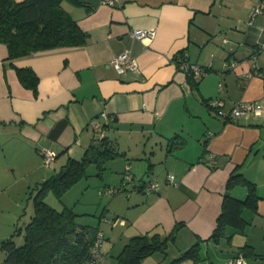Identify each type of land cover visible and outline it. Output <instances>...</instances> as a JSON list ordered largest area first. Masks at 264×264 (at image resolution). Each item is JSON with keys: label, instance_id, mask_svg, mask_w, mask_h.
Returning <instances> with one entry per match:
<instances>
[{"label": "crops", "instance_id": "0c3cea01", "mask_svg": "<svg viewBox=\"0 0 264 264\" xmlns=\"http://www.w3.org/2000/svg\"><path fill=\"white\" fill-rule=\"evenodd\" d=\"M258 1L121 0L111 6L100 0L93 7L63 0V9L88 33L84 45L9 60L0 42V179L42 167L43 147L57 153L54 169L68 157L80 158L96 136L91 122L97 119L124 152L136 184L144 173L158 181L156 192L136 190L129 199L147 208L137 233L155 225L167 233L180 222L178 234L206 239L216 226L227 179L237 170L256 185L257 211L246 213L250 224L229 244L222 239L202 242L201 248L225 251L224 264L232 249L248 244L256 255L240 253L245 264H264V49L252 58L264 44V11L248 22ZM149 27L156 28L150 42L131 35L133 28ZM125 50L136 58L139 73H119L111 64ZM182 50L207 72L193 79L179 69L175 55ZM254 61L259 74L246 77ZM20 67L37 76L35 91L20 81ZM215 97L224 109L242 100L256 102L262 112L221 119L206 102ZM177 133L184 144L169 148ZM211 155L213 162H206ZM229 192L244 197L246 188L236 185Z\"/></svg>", "mask_w": 264, "mask_h": 264}, {"label": "trees", "instance_id": "16d2710c", "mask_svg": "<svg viewBox=\"0 0 264 264\" xmlns=\"http://www.w3.org/2000/svg\"><path fill=\"white\" fill-rule=\"evenodd\" d=\"M62 1L0 0V42L7 46L9 60L40 50L60 46L77 47L86 43L88 33L63 9ZM261 49H264V44L257 47V51L252 54V58L255 55L253 59ZM182 53L183 50L175 56ZM16 69L22 84L35 91L38 78L33 70L29 67ZM168 144L169 148H175L183 145L184 139L177 133L168 140ZM122 155L124 152L119 151L103 131L101 137H92L80 158L68 157L56 172L38 182L34 186L33 214L24 227L23 242L16 245L12 236L2 241L1 246L6 255L0 264H83L88 259L90 248L100 230L97 227L76 224V213L71 208L57 210L46 203L44 196L48 191L61 196L72 184L86 175L88 164L95 163L101 173L106 161ZM141 179L145 181L142 177ZM236 185L246 188L244 198L235 197L229 192L230 188ZM142 186V183H135L132 185V192L143 191ZM258 198L255 183L241 172L232 171L226 182L221 211L211 235L195 241L178 259L197 260L201 258L199 249L202 242L211 241L218 244L224 239L229 244L232 235L244 233L251 222L246 213H256ZM182 224L176 223L165 237H162L159 230L131 236L117 254V263L140 264L143 258L155 251H164L167 239L174 238ZM17 230L20 231V228ZM232 250L233 256L240 253L244 256L256 255L248 244Z\"/></svg>", "mask_w": 264, "mask_h": 264}, {"label": "rangeland", "instance_id": "374dc122", "mask_svg": "<svg viewBox=\"0 0 264 264\" xmlns=\"http://www.w3.org/2000/svg\"><path fill=\"white\" fill-rule=\"evenodd\" d=\"M39 160L42 167L34 172L23 176L10 173L0 179V262L6 255L1 246L2 241L12 236L16 245L23 242L24 227L33 214L34 186L61 167H46L42 158ZM124 162L123 156L110 159L105 162L101 173L95 163H90L86 167V175L72 184L61 196H57L53 191H48L44 196L46 203L57 210L71 208L76 213V224L97 227L100 230V248L106 264H118L116 256L130 237L137 233L135 226L139 224L143 209L146 208L142 206L140 209V205L129 203V199L133 200L139 193L132 192L131 182L124 179ZM142 175L148 180L152 176L146 173ZM108 188L114 189V192L107 190ZM154 230H159L162 237H165L172 229L165 233L160 225H155L148 232ZM175 234L174 238L167 239L164 251H155L143 258L140 264H221L227 256L225 251L217 252L214 248L207 250L203 246L199 249L201 258L178 259L192 246L194 240L182 232L178 234V230Z\"/></svg>", "mask_w": 264, "mask_h": 264}, {"label": "built area", "instance_id": "2783aa9c", "mask_svg": "<svg viewBox=\"0 0 264 264\" xmlns=\"http://www.w3.org/2000/svg\"><path fill=\"white\" fill-rule=\"evenodd\" d=\"M101 2L111 6L120 5L122 3L121 0H101ZM262 11H264V0H259L251 8L249 23L251 24L254 20V17ZM131 35L134 38L141 39L144 42H150L156 36V28H133L131 30ZM254 57L255 55H253V58ZM176 61L178 68L187 71L193 79H197L207 72V67L199 64L198 62L188 60L187 54L185 52L178 55L176 57ZM111 64L119 73H126L127 71L139 73L140 71L136 58L131 56L127 50L115 55L111 60ZM229 64L231 66H235L237 61L230 60ZM258 68L259 67L254 62L250 69L245 72V76L249 77L254 73L259 74ZM220 89H222V86H220ZM207 102L210 107L215 109L217 115L221 119L225 120H236L247 112H251L255 115H259L262 112L261 106L256 102L239 100L234 102V104L228 109L223 108V101L219 97L210 98ZM102 116L106 117V114L102 113ZM91 124L94 131L96 132V135L101 137L103 135L102 123L99 120L94 119L92 120ZM39 152L41 154L43 164L46 167H52L54 165L57 153L54 150L45 147L41 148ZM213 160V155L209 156L207 159L208 162H213ZM124 179L128 182H131L132 185L136 183L135 177L130 171V164H126ZM138 180L141 179L138 178ZM167 180L171 183H174V175L172 173H167ZM142 185L143 191L147 194L157 191L159 186L157 179H146L142 182ZM107 190L114 192V189L111 188H108ZM101 236L102 233L99 231L93 245L90 248L89 257L83 262V264H106L105 257L100 248L102 244ZM224 264H245V260L244 257L239 254L237 256L228 258Z\"/></svg>", "mask_w": 264, "mask_h": 264}, {"label": "water", "instance_id": "95a60500", "mask_svg": "<svg viewBox=\"0 0 264 264\" xmlns=\"http://www.w3.org/2000/svg\"><path fill=\"white\" fill-rule=\"evenodd\" d=\"M75 1H78L80 3H86V4H89L93 7H96L98 5V3L100 2V0H75Z\"/></svg>", "mask_w": 264, "mask_h": 264}]
</instances>
